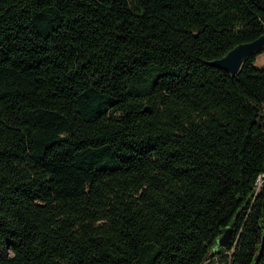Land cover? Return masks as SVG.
<instances>
[{"label": "trees", "instance_id": "16d2710c", "mask_svg": "<svg viewBox=\"0 0 264 264\" xmlns=\"http://www.w3.org/2000/svg\"><path fill=\"white\" fill-rule=\"evenodd\" d=\"M263 34L264 0H0V264H264V48L209 64Z\"/></svg>", "mask_w": 264, "mask_h": 264}, {"label": "water", "instance_id": "95a60500", "mask_svg": "<svg viewBox=\"0 0 264 264\" xmlns=\"http://www.w3.org/2000/svg\"><path fill=\"white\" fill-rule=\"evenodd\" d=\"M264 48V34L254 41L241 43L229 50L224 56L210 61L213 67L223 69L232 76L237 75L248 57L258 53ZM232 229L226 228L222 235L217 238L215 251L226 248L231 244Z\"/></svg>", "mask_w": 264, "mask_h": 264}, {"label": "rangeland", "instance_id": "374dc122", "mask_svg": "<svg viewBox=\"0 0 264 264\" xmlns=\"http://www.w3.org/2000/svg\"><path fill=\"white\" fill-rule=\"evenodd\" d=\"M254 65H255L257 68H261V67L264 66V52L261 53V54H259V55L257 56V59H256V61L254 62ZM206 264H208V263H206Z\"/></svg>", "mask_w": 264, "mask_h": 264}]
</instances>
